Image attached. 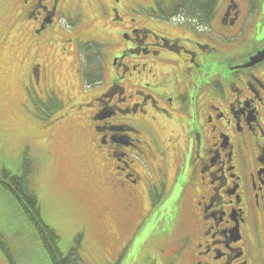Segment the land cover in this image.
Returning a JSON list of instances; mask_svg holds the SVG:
<instances>
[{
  "label": "flooded vegetation",
  "instance_id": "flooded-vegetation-1",
  "mask_svg": "<svg viewBox=\"0 0 264 264\" xmlns=\"http://www.w3.org/2000/svg\"><path fill=\"white\" fill-rule=\"evenodd\" d=\"M0 1L33 111L87 130L104 229L126 228L118 241L134 251L145 243L148 264H264V0ZM86 8L122 30L82 38L66 18ZM58 203L36 229L62 223Z\"/></svg>",
  "mask_w": 264,
  "mask_h": 264
},
{
  "label": "rangeland",
  "instance_id": "rangeland-1",
  "mask_svg": "<svg viewBox=\"0 0 264 264\" xmlns=\"http://www.w3.org/2000/svg\"><path fill=\"white\" fill-rule=\"evenodd\" d=\"M1 3L0 1V5ZM81 5L86 4L81 2ZM86 9L88 15L84 18L81 15L66 18L68 21L81 19V22L76 23L78 34L84 38L88 35H95L97 38L117 36L120 26L109 25L113 31L110 32L106 18L93 19L90 16L91 9ZM0 10L3 12L4 8L0 6ZM66 19H61V22ZM11 31L9 35L13 36L12 44L0 43V167L21 173V155L26 153L24 156L30 159L32 168L28 176L29 185L35 191L43 213L49 207L50 197H60L61 203L54 206L63 216L62 223L59 221L55 226L60 237L58 246L63 253L70 249L77 250L80 257L77 264H148L151 257L145 256L143 251L147 245L142 241H139V251H134L135 241H121V252L117 257L107 258L104 255L103 246L109 252L113 249V255L117 253L118 240L126 234V228L108 219L105 222V225L108 224L107 229L102 227L106 213L102 211L97 199L94 174L88 171L91 161L86 157L87 130L69 126L72 121L67 122L65 126L68 127L64 128L55 119L57 115L51 117L33 111L35 107L27 99L23 88L24 80L20 79L18 73L23 60L13 54L18 51L14 44L17 39L16 30L11 26L10 20L4 21L0 18V35ZM25 87L32 90L30 84ZM39 134L42 135L40 138ZM171 176L172 168L168 178ZM182 187L181 179L175 178L176 193ZM13 204L10 196L0 191V235L10 247L16 263L52 264L45 251L37 249L36 246L32 247L34 240L29 237L32 226L25 223ZM177 205L174 193L168 197L164 209L169 227L172 225ZM179 217L182 218L181 211ZM177 234L178 229L171 236ZM77 236L79 241H75ZM0 264H5L1 251Z\"/></svg>",
  "mask_w": 264,
  "mask_h": 264
},
{
  "label": "trees",
  "instance_id": "trees-1",
  "mask_svg": "<svg viewBox=\"0 0 264 264\" xmlns=\"http://www.w3.org/2000/svg\"><path fill=\"white\" fill-rule=\"evenodd\" d=\"M180 3L182 5L181 0L175 7H178ZM214 3H217V0H214ZM189 12L200 15V12L195 11V9H189ZM90 48L91 51H97L93 54L98 55V48L94 49L91 45ZM24 155L26 156V153L23 156L21 155V173H14L4 166L0 167V191L5 193L6 196H10L14 202L13 206L17 208L25 223L27 224L28 221V224L32 226L29 233V237L35 240L32 247L36 246L37 249L45 251L49 255L52 264H77L78 258L74 249L69 250L67 253L59 252V238L56 232L47 228L43 230L36 229L35 220L36 218L39 220L40 202L35 191L29 185L28 176L31 174L32 168L29 162L30 159L28 157L26 159ZM36 231L39 233L38 238ZM0 250L6 255L8 264H15L11 249L6 243L0 241Z\"/></svg>",
  "mask_w": 264,
  "mask_h": 264
},
{
  "label": "water",
  "instance_id": "water-1",
  "mask_svg": "<svg viewBox=\"0 0 264 264\" xmlns=\"http://www.w3.org/2000/svg\"><path fill=\"white\" fill-rule=\"evenodd\" d=\"M263 56H264V51L260 53V57L259 58H261Z\"/></svg>",
  "mask_w": 264,
  "mask_h": 264
}]
</instances>
